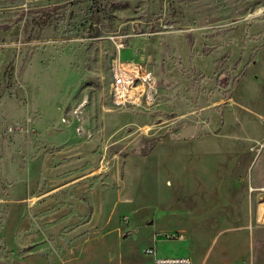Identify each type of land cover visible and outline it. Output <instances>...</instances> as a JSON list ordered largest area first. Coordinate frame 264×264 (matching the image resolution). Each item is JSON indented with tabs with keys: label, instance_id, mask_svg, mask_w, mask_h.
Here are the masks:
<instances>
[{
	"label": "rangeland",
	"instance_id": "1",
	"mask_svg": "<svg viewBox=\"0 0 264 264\" xmlns=\"http://www.w3.org/2000/svg\"><path fill=\"white\" fill-rule=\"evenodd\" d=\"M261 210L264 0H0V264H264Z\"/></svg>",
	"mask_w": 264,
	"mask_h": 264
},
{
	"label": "built area",
	"instance_id": "2",
	"mask_svg": "<svg viewBox=\"0 0 264 264\" xmlns=\"http://www.w3.org/2000/svg\"><path fill=\"white\" fill-rule=\"evenodd\" d=\"M118 37L113 36L116 44V55L111 62L110 92L112 102L116 106L130 104L148 108L154 104L157 93L150 59H121L120 51L123 45ZM81 111V107H79L73 110L71 114L75 122V135L79 139L90 136V131L81 118ZM251 189L253 190L252 186ZM178 235L171 237H178ZM147 252L152 253L153 249H149ZM153 264H191V260L186 256H162L155 257Z\"/></svg>",
	"mask_w": 264,
	"mask_h": 264
},
{
	"label": "crops",
	"instance_id": "3",
	"mask_svg": "<svg viewBox=\"0 0 264 264\" xmlns=\"http://www.w3.org/2000/svg\"><path fill=\"white\" fill-rule=\"evenodd\" d=\"M141 60H142V59H141ZM253 189H254V188H253ZM262 189H263V188H262ZM263 211H264V210H261V212H260V214H259V215L263 214Z\"/></svg>",
	"mask_w": 264,
	"mask_h": 264
}]
</instances>
